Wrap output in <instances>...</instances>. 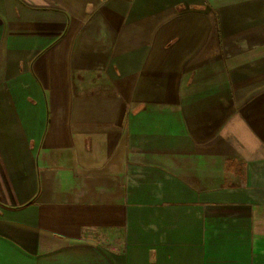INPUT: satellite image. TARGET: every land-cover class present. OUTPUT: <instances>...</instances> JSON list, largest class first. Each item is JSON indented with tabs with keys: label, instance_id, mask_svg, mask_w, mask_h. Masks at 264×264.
Masks as SVG:
<instances>
[{
	"label": "crops",
	"instance_id": "0c3cea01",
	"mask_svg": "<svg viewBox=\"0 0 264 264\" xmlns=\"http://www.w3.org/2000/svg\"><path fill=\"white\" fill-rule=\"evenodd\" d=\"M0 264H264V0H0Z\"/></svg>",
	"mask_w": 264,
	"mask_h": 264
}]
</instances>
